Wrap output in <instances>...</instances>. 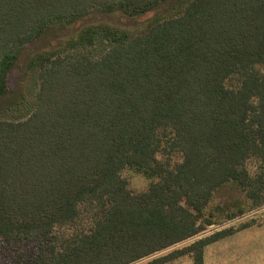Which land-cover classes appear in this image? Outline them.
<instances>
[{"label": "trees", "instance_id": "trees-1", "mask_svg": "<svg viewBox=\"0 0 264 264\" xmlns=\"http://www.w3.org/2000/svg\"><path fill=\"white\" fill-rule=\"evenodd\" d=\"M0 101V242L87 217L33 264H204L264 208V0H0Z\"/></svg>", "mask_w": 264, "mask_h": 264}, {"label": "rangeland", "instance_id": "rangeland-1", "mask_svg": "<svg viewBox=\"0 0 264 264\" xmlns=\"http://www.w3.org/2000/svg\"><path fill=\"white\" fill-rule=\"evenodd\" d=\"M129 25L134 27L139 25V23L137 24V22L129 21ZM69 32L71 33V31ZM69 32H63L57 36L61 35L64 37L63 39H65L69 35ZM47 40L48 36L45 40H40L36 46L30 47L27 51L23 52L12 78V84L16 92L23 91L28 84H31L32 80L25 74V64L34 51L37 52L39 50L38 47L44 46ZM122 174L128 180L129 188L132 191H145L150 185L149 179L133 170L126 169ZM235 202L236 198L234 197V193L229 190L218 193L214 200L215 206L228 208H233ZM86 220L87 217L84 218V223H82L81 227H74L71 225L57 226L48 233L35 238L23 235L11 240H1L0 264H33V259L38 256L42 249L46 250L52 246L60 248V245L65 239H71L77 231L82 230L83 225L87 223ZM248 222L253 223V225L245 230L236 232L227 239L208 245L205 250L207 258L209 256L218 257V255L223 258L226 252H230V254L233 255L232 259H237L240 262L239 264H264V208L246 214L245 217L233 221L225 227H238ZM218 229L220 228L216 225H212L209 228V233ZM189 258L187 257L182 260L181 263L177 264H193Z\"/></svg>", "mask_w": 264, "mask_h": 264}, {"label": "crops", "instance_id": "crops-1", "mask_svg": "<svg viewBox=\"0 0 264 264\" xmlns=\"http://www.w3.org/2000/svg\"><path fill=\"white\" fill-rule=\"evenodd\" d=\"M228 238V237H227ZM225 238V239H227ZM224 240V239H222ZM221 240V241H222ZM219 242V241H218ZM217 243V242H216ZM207 248V247H206ZM205 248V250H206ZM228 249H229V246H228ZM218 255V254H217ZM233 255L230 254V252H226L225 255L223 256V258L221 256L218 255V257H214V256H209L207 258L206 256V253L204 252V264H239L240 262L237 260V259H232ZM189 258V257H188ZM185 259V258H184ZM184 259H180V260H177L173 263H170V264H177V263H181L182 260ZM189 260L192 261L193 263V260L192 258H189ZM194 264V263H193Z\"/></svg>", "mask_w": 264, "mask_h": 264}]
</instances>
